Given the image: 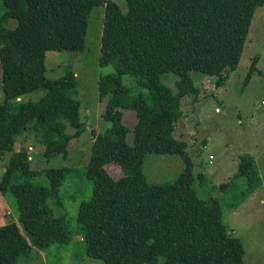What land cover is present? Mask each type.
<instances>
[{"label": "trees", "instance_id": "1", "mask_svg": "<svg viewBox=\"0 0 264 264\" xmlns=\"http://www.w3.org/2000/svg\"><path fill=\"white\" fill-rule=\"evenodd\" d=\"M123 1L124 10L115 0H1L0 158L9 156L0 173V195L14 199L18 219L0 226V264H18L33 248L70 240L66 213H54L69 168L34 169L32 149H16L15 142L21 131L34 128L46 158L65 157L70 140L84 130L79 103L69 94L75 76L47 78L46 54L82 51L94 6L103 8L98 63L113 72L98 80L99 99H106L101 115L110 126L103 133L91 131L86 175L92 191L76 214L86 256L104 264H245L219 201L198 196L187 144L175 139L174 131L183 97L196 98L200 91L190 72L213 77L215 87L221 86L238 65L264 0ZM9 19L16 21L13 27L4 25ZM257 61L254 56L245 83L258 70ZM167 73L178 78L175 91L161 81ZM122 77L133 83L135 94ZM37 91L43 92L39 98L16 102ZM122 108L134 113L131 129L122 121ZM146 153L180 155L178 178L148 182L142 170ZM108 163L117 164L121 175L112 177ZM238 172L260 179L247 154L239 156ZM39 174L47 185L27 180Z\"/></svg>", "mask_w": 264, "mask_h": 264}, {"label": "rangeland", "instance_id": "2", "mask_svg": "<svg viewBox=\"0 0 264 264\" xmlns=\"http://www.w3.org/2000/svg\"><path fill=\"white\" fill-rule=\"evenodd\" d=\"M115 1L125 9L123 0ZM102 14V6L91 9L82 51H49L46 54L47 78L57 79L67 72L75 76L76 85L69 94L79 103V117L85 128L68 143V154L46 158L39 133L34 128L21 131L15 142L16 149L21 146L32 149L30 158L34 169L69 168L58 187L60 206L55 205L54 213H66V225L71 233L67 243H53L44 250L33 248L19 257L18 264H104L86 256L83 232L76 220L79 203L87 200L92 191V181L86 175L91 131L103 133L110 126L101 115L106 99L100 100L98 94L99 77L113 72L111 66L101 68L98 63ZM15 23L14 19H9L4 25L13 27ZM254 56H258V70L245 83ZM189 76L200 91L196 98L183 97L182 118L177 123L174 137L187 144L186 151L192 160L195 177L193 185L199 197L219 201L223 223L238 239L245 264H264V167L261 164L264 163V5L256 8L244 53L221 86L215 87L214 78L203 73L190 72ZM177 79L175 74L167 73L161 81L175 91ZM121 81L130 87L131 94L138 91L127 77H122ZM42 94L37 91L17 98L16 102L35 100ZM2 100L0 89V102ZM121 111L123 123L131 129L135 122L133 111L124 108ZM66 131L70 133L73 129L68 127ZM126 142L131 144V133L126 136ZM242 154H250L257 160L259 180L255 177L249 180L247 175L239 174V156ZM8 156L6 153L0 158V173ZM106 169L112 177L121 175L115 163H108ZM182 169L183 160L178 154L146 153L143 156L142 170L148 182H174ZM27 180L48 184L44 174ZM51 202L47 200L49 205ZM11 219H18L15 201L12 197L0 195V226Z\"/></svg>", "mask_w": 264, "mask_h": 264}, {"label": "crops", "instance_id": "3", "mask_svg": "<svg viewBox=\"0 0 264 264\" xmlns=\"http://www.w3.org/2000/svg\"><path fill=\"white\" fill-rule=\"evenodd\" d=\"M242 155H244V154H242ZM248 155H250V154H248ZM251 156V155H250ZM258 156H260V155H258ZM252 158H253V160H254V163H255V167H256V169H257V172H258V174L260 173L259 171H258V168H257V160L255 159V157H253V156H251ZM261 160V159H260ZM262 165H263V167H264V163H261ZM259 165H260V163H259ZM261 167V166H260ZM260 177H261V175H260ZM262 201V200H261Z\"/></svg>", "mask_w": 264, "mask_h": 264}, {"label": "built area", "instance_id": "4", "mask_svg": "<svg viewBox=\"0 0 264 264\" xmlns=\"http://www.w3.org/2000/svg\"><path fill=\"white\" fill-rule=\"evenodd\" d=\"M209 158H211V159H212V156H209Z\"/></svg>", "mask_w": 264, "mask_h": 264}]
</instances>
